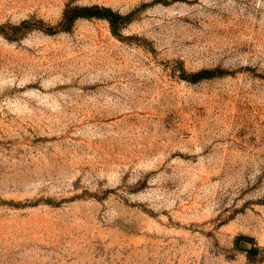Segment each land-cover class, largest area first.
Instances as JSON below:
<instances>
[{"label": "rangeland", "instance_id": "1", "mask_svg": "<svg viewBox=\"0 0 264 264\" xmlns=\"http://www.w3.org/2000/svg\"><path fill=\"white\" fill-rule=\"evenodd\" d=\"M0 264H264V0H0Z\"/></svg>", "mask_w": 264, "mask_h": 264}, {"label": "trees", "instance_id": "2", "mask_svg": "<svg viewBox=\"0 0 264 264\" xmlns=\"http://www.w3.org/2000/svg\"><path fill=\"white\" fill-rule=\"evenodd\" d=\"M79 19H100L106 20L114 35H117V31L120 26L129 22V17L121 16L120 14L113 12L111 9L100 6H74L69 7L63 14L62 26L64 29H68L76 20ZM215 77L209 70H202L200 72L192 74L188 80L192 83L199 82L203 79H210Z\"/></svg>", "mask_w": 264, "mask_h": 264}]
</instances>
